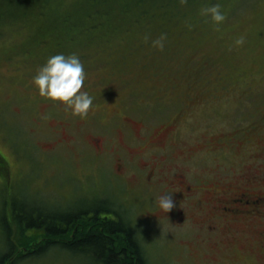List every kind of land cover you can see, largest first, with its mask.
Masks as SVG:
<instances>
[{"label":"rangeland","instance_id":"374dc122","mask_svg":"<svg viewBox=\"0 0 264 264\" xmlns=\"http://www.w3.org/2000/svg\"><path fill=\"white\" fill-rule=\"evenodd\" d=\"M49 2L62 32L41 33L34 21L45 17H17L19 5L0 21V234L3 216L17 249L34 235L13 222L15 197L48 211L105 203L134 227L148 264H264L252 233L201 227L215 219L223 171L236 184L240 171L264 174V0H195L180 18L132 17L118 28L106 17L108 31L81 10L95 1ZM214 3L220 22L201 11ZM78 6L76 29L60 25ZM162 34L163 48L154 46ZM58 52L84 64L94 97L85 115L32 82ZM165 192L176 201L169 212L157 203ZM16 264L94 263L53 249Z\"/></svg>","mask_w":264,"mask_h":264},{"label":"trees","instance_id":"16d2710c","mask_svg":"<svg viewBox=\"0 0 264 264\" xmlns=\"http://www.w3.org/2000/svg\"><path fill=\"white\" fill-rule=\"evenodd\" d=\"M92 1L95 2L88 3L81 10L95 19L89 24L94 25L96 29L104 27L107 31L109 24L105 23V20L110 17L113 18L109 23L118 28L125 26L124 24L132 17L140 22L151 21L154 17L166 20L180 18L181 15L178 14L183 6L191 11L190 9L196 4L195 0L193 2L191 0H99L98 3L96 0ZM17 5H19L16 9L19 12L15 11L17 17L30 18L37 14L45 17V19L35 18L34 21L36 25L41 24V33L47 35L51 28L57 27L59 20L56 11L46 8L50 5L49 0H0V21L7 19L6 15L13 13ZM79 12L80 6L66 18L64 17L60 25L75 30ZM101 13L105 15V19ZM115 18L116 21L113 20ZM122 22L123 25H118ZM54 31L62 32V28L58 25ZM5 171L6 160L0 154V172L4 174ZM19 199L21 201H18ZM19 199L16 197L13 199V222L17 225L21 237L26 238L24 235L29 231H33L34 235L17 249L9 234L13 231V227L1 216L3 231L0 238L6 246H4L6 251L0 252V264H16L22 259L42 257L53 249L65 251L70 255L85 256L94 264H148L134 227L109 208L108 204H95L94 207L89 208L90 210L77 207L68 211H48L27 204L24 198ZM31 239H35L32 244H30Z\"/></svg>","mask_w":264,"mask_h":264},{"label":"clouds","instance_id":"9594fccd","mask_svg":"<svg viewBox=\"0 0 264 264\" xmlns=\"http://www.w3.org/2000/svg\"><path fill=\"white\" fill-rule=\"evenodd\" d=\"M202 14L210 15L215 22L224 19L219 3L203 8ZM238 43L241 41H237ZM156 47L163 48L164 35L152 41ZM86 71L79 55L75 52L65 54L58 52L50 55L32 77L33 84L43 97L62 102L71 108L74 114L85 115L93 106L94 97L85 88ZM174 193L161 194L157 203L165 211L172 210L176 201Z\"/></svg>","mask_w":264,"mask_h":264},{"label":"flooded vegetation","instance_id":"af4514ba","mask_svg":"<svg viewBox=\"0 0 264 264\" xmlns=\"http://www.w3.org/2000/svg\"><path fill=\"white\" fill-rule=\"evenodd\" d=\"M96 149L103 141L93 138ZM104 152V151H102ZM102 152L100 154H102ZM108 151L105 150V153ZM225 175L219 176L218 180L224 177L221 182V190L217 198H214L212 206L215 214L214 220H209L207 225L201 224V227L209 230L221 228L222 231L244 235L247 232L257 236V247L264 249V174L257 175L255 172L245 173L240 171L235 175L241 182L239 184L230 183L225 177L235 174L228 170ZM229 178V177H228ZM262 181V182H261ZM224 185L226 188H224ZM181 219L185 220V211L178 210ZM239 222V226L235 223ZM220 223V225H219Z\"/></svg>","mask_w":264,"mask_h":264}]
</instances>
